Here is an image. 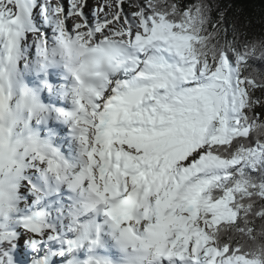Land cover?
<instances>
[{
    "label": "snow or ice",
    "instance_id": "1",
    "mask_svg": "<svg viewBox=\"0 0 264 264\" xmlns=\"http://www.w3.org/2000/svg\"><path fill=\"white\" fill-rule=\"evenodd\" d=\"M211 12L202 0H0V77L61 66L72 104L59 113L67 158L46 141L28 156L15 224L33 264H49L52 244L74 257L105 235L152 264H240L222 229L264 218V76L241 70L247 49ZM16 240L0 226V264Z\"/></svg>",
    "mask_w": 264,
    "mask_h": 264
},
{
    "label": "clouds",
    "instance_id": "2",
    "mask_svg": "<svg viewBox=\"0 0 264 264\" xmlns=\"http://www.w3.org/2000/svg\"><path fill=\"white\" fill-rule=\"evenodd\" d=\"M7 62L0 66L7 70ZM63 69L61 66H56ZM65 71V69H63ZM21 63L13 76L0 77V226L9 230L25 206V193L29 188L26 177L33 175L28 156L44 142L39 126L51 117L42 103L40 94L26 81ZM36 125L34 127L33 125ZM116 247L111 264H135L137 256H144L142 264H152L150 252L134 251L131 244ZM249 251L248 258L264 264V254Z\"/></svg>",
    "mask_w": 264,
    "mask_h": 264
},
{
    "label": "trees",
    "instance_id": "3",
    "mask_svg": "<svg viewBox=\"0 0 264 264\" xmlns=\"http://www.w3.org/2000/svg\"><path fill=\"white\" fill-rule=\"evenodd\" d=\"M198 2V0H195ZM205 5H212L211 16L220 22L221 30L228 31V39L235 45L246 48L249 56L248 65L242 71L256 79L264 76V0H202ZM125 9L131 11L125 4ZM219 41L223 46L224 36L219 33L213 43ZM256 114L264 119V109L257 107ZM264 125V122H262ZM256 135L264 137V127L254 128ZM256 206L260 205L255 201ZM243 219V231L234 227L222 229V235L230 244H239L240 251L246 260L258 264L248 258L249 251L264 254V218L258 215H249Z\"/></svg>",
    "mask_w": 264,
    "mask_h": 264
},
{
    "label": "bare ground",
    "instance_id": "4",
    "mask_svg": "<svg viewBox=\"0 0 264 264\" xmlns=\"http://www.w3.org/2000/svg\"><path fill=\"white\" fill-rule=\"evenodd\" d=\"M31 69H33V68H31ZM61 86H64V85L62 84ZM57 99L59 101V98H57ZM69 100L70 99L67 98L66 101H63V103L65 106H67V108L70 111L72 108V104H71V101H69ZM54 108H56V107H54ZM49 112L55 113L57 116H59V113L56 109H51V110H49ZM49 119H51V118H49ZM49 121H51V122L49 123ZM49 121L46 124H41L39 126L40 134L42 135L44 140L51 145L52 148L56 149L59 153H61L65 157H67L68 153H69V146L72 143V139H71V137L66 138L65 127L62 125L63 121L62 122L60 121L57 124H55L56 119H51ZM33 126L36 127L35 124ZM26 199H27V197H26ZM111 245H115V242L112 240L111 236L105 235V249L107 250V252H110V254L113 258V257H115L116 252L113 248H111ZM48 253L50 254V257L48 258L49 264H55V262H54V258H55L54 256L55 255H54L53 250L48 249ZM104 253L105 252H99L96 259H100L98 257H99V255H101L102 259H100V260L107 261V262H109V264H111V260L108 261L106 258H104ZM89 256L90 255H88V254H79L77 256L70 257L67 261V264H69V262H71V264H80L81 261H79V260H81V258L86 257L88 259Z\"/></svg>",
    "mask_w": 264,
    "mask_h": 264
},
{
    "label": "rangeland",
    "instance_id": "5",
    "mask_svg": "<svg viewBox=\"0 0 264 264\" xmlns=\"http://www.w3.org/2000/svg\"><path fill=\"white\" fill-rule=\"evenodd\" d=\"M90 3L93 4V5H96L98 4V0H90ZM30 55L31 56H35V53H34V50L33 51H30V53H28V57L30 59ZM21 68L24 70L23 74H26L28 72V70H25L24 69V66H23V62H21ZM70 101V100H69ZM67 107V106H66ZM64 111V110H63ZM53 114V118L55 116V113H52ZM59 119V120H58ZM51 120V119H49ZM48 120V121H49ZM57 123L58 122H62L61 124L66 127L67 129L69 127L66 126V123L64 122V120L62 118H57ZM51 121H49L50 123ZM56 122V121H55ZM70 162V161H69ZM25 199L28 195V193H25ZM10 231H13L16 233V237H17V240H16V245H15V248L13 249V251L10 253L11 257H12V264H33V258L34 256L36 255L33 250L31 249V247L29 246L28 242L26 241V239H23V229L19 226V225H16V224H13L10 229ZM46 251H48V248L45 249V251H43V253H45ZM21 258V259H20ZM58 258V257H57ZM23 260V261H22ZM58 261L60 262V264H67V261L63 262L61 259H58ZM57 261V262H58ZM249 263H246L245 264H254V262H251L248 260ZM57 264V263H56Z\"/></svg>",
    "mask_w": 264,
    "mask_h": 264
}]
</instances>
